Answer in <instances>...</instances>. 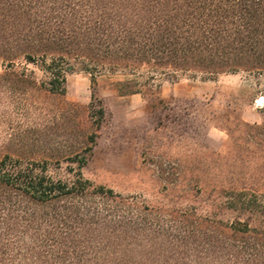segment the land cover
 Returning a JSON list of instances; mask_svg holds the SVG:
<instances>
[{"label":"trees","instance_id":"16d2710c","mask_svg":"<svg viewBox=\"0 0 264 264\" xmlns=\"http://www.w3.org/2000/svg\"><path fill=\"white\" fill-rule=\"evenodd\" d=\"M23 63L54 94L76 71L93 86L122 73L119 93H141L146 69V83L245 73L264 100V0H0V64L27 81L34 72ZM89 109L98 130L106 109L94 91ZM242 124L264 159V119ZM96 136L73 152L68 177L0 150V264H264L262 188L221 191L213 215L151 206L83 174Z\"/></svg>","mask_w":264,"mask_h":264},{"label":"rangeland","instance_id":"374dc122","mask_svg":"<svg viewBox=\"0 0 264 264\" xmlns=\"http://www.w3.org/2000/svg\"><path fill=\"white\" fill-rule=\"evenodd\" d=\"M18 67L33 76L16 81L0 64V150L48 161L51 174L68 177L77 167L73 152L96 132L93 151L84 153L86 177L151 206L199 214L219 213V193L232 186L264 190L262 152L247 143L242 124L263 122L264 100L247 74L146 83L143 69L141 93L121 95L117 81L128 76L107 73L93 86L90 73L76 71L61 95L41 88L44 74L35 64ZM93 91L106 109L98 130L89 109Z\"/></svg>","mask_w":264,"mask_h":264}]
</instances>
